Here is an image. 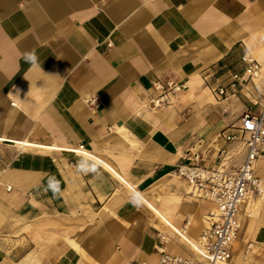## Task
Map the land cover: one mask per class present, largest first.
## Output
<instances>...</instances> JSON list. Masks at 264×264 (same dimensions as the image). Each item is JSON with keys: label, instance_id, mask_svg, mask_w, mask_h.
Segmentation results:
<instances>
[{"label": "crops", "instance_id": "crops-1", "mask_svg": "<svg viewBox=\"0 0 264 264\" xmlns=\"http://www.w3.org/2000/svg\"><path fill=\"white\" fill-rule=\"evenodd\" d=\"M244 54L261 75L233 90ZM263 90L264 0H0V264L196 258L175 229L196 241L215 205L174 167L235 172L226 137ZM253 172L264 189V143ZM249 200L237 264H264V192Z\"/></svg>", "mask_w": 264, "mask_h": 264}, {"label": "built area", "instance_id": "built-area-1", "mask_svg": "<svg viewBox=\"0 0 264 264\" xmlns=\"http://www.w3.org/2000/svg\"><path fill=\"white\" fill-rule=\"evenodd\" d=\"M241 60L245 63L242 74H234L229 87L233 90L243 89L249 81L258 79L262 65L252 55L244 54ZM183 84L168 82L165 94H173L183 88ZM157 88L162 86L156 85ZM218 95H225L226 90L220 87ZM244 97H252L250 90L245 89ZM95 98L89 102L93 104ZM163 97L153 100V106H159ZM261 112H245L241 117L238 132L227 136L228 140L241 141L245 146V157L235 172H227L218 167L205 168L198 165L197 152L185 155L186 162L177 163L174 173L188 183L189 192L203 196L215 205L206 216V226L199 238L188 242L197 257H184L167 253L162 246L157 247L159 257L156 264H223L230 257L232 241L239 230L238 213L243 202L250 194L260 196L264 189L253 172V167L264 143V90L261 97ZM80 152H84L79 146ZM253 202H250V204ZM146 264V263H141Z\"/></svg>", "mask_w": 264, "mask_h": 264}, {"label": "bare ground", "instance_id": "bare-ground-1", "mask_svg": "<svg viewBox=\"0 0 264 264\" xmlns=\"http://www.w3.org/2000/svg\"><path fill=\"white\" fill-rule=\"evenodd\" d=\"M1 140V139H0ZM16 143L18 144H22V145H29V146H36L32 143H28L27 141H16ZM74 152H77V153H81V154H84V155H89L87 152H80V150H73ZM252 202V200H246L244 203L246 202ZM175 231L179 234V236L185 240V241H189L191 243H193V241H191L190 239H188V237L186 235H184L181 231H179L178 229H175ZM239 230L237 232V234L235 235L233 241H232V244H231V253H230V257L228 259V261L226 263H223V264H237L238 261H239V258H240V255H241V249H242V246L241 245V241L239 240Z\"/></svg>", "mask_w": 264, "mask_h": 264}, {"label": "clouds", "instance_id": "clouds-1", "mask_svg": "<svg viewBox=\"0 0 264 264\" xmlns=\"http://www.w3.org/2000/svg\"><path fill=\"white\" fill-rule=\"evenodd\" d=\"M26 58L29 59L30 61H32L33 63H35L36 59H37L35 56V53L29 54Z\"/></svg>", "mask_w": 264, "mask_h": 264}]
</instances>
